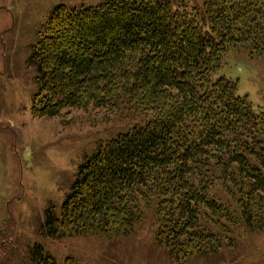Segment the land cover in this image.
I'll return each instance as SVG.
<instances>
[{"label": "trees", "instance_id": "16d2710c", "mask_svg": "<svg viewBox=\"0 0 264 264\" xmlns=\"http://www.w3.org/2000/svg\"><path fill=\"white\" fill-rule=\"evenodd\" d=\"M44 30L28 61L35 117L149 115L85 157L60 214L45 212L47 237H127L154 207L156 241L179 261L217 253L239 222L264 232V112L216 77L231 50L264 57V0L61 4ZM32 256L57 264L40 245Z\"/></svg>", "mask_w": 264, "mask_h": 264}, {"label": "rangeland", "instance_id": "374dc122", "mask_svg": "<svg viewBox=\"0 0 264 264\" xmlns=\"http://www.w3.org/2000/svg\"><path fill=\"white\" fill-rule=\"evenodd\" d=\"M106 0H0V264H38L42 246L57 264H264V232L233 225L217 253L176 260L156 241V208L145 211L127 237L45 235V212L60 214L78 168L100 144L127 132L149 115L123 109L67 108L54 118L33 115L37 70L28 64L32 47L57 5L96 6ZM174 6L204 0H171ZM216 77L237 84L264 112V57L231 50ZM220 194V190H216Z\"/></svg>", "mask_w": 264, "mask_h": 264}]
</instances>
